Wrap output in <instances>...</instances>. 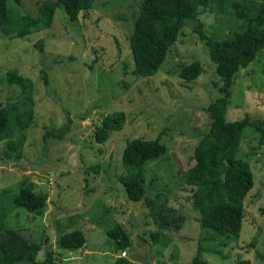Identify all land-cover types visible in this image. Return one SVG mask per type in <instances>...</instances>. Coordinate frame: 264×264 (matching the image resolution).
I'll return each mask as SVG.
<instances>
[{
    "label": "rangeland",
    "instance_id": "rangeland-1",
    "mask_svg": "<svg viewBox=\"0 0 264 264\" xmlns=\"http://www.w3.org/2000/svg\"><path fill=\"white\" fill-rule=\"evenodd\" d=\"M41 1L8 4L13 11L35 16ZM140 3L95 0L73 21L57 7L47 28L21 38L0 30V106L20 92L18 85L8 83L7 71L31 79L35 102L20 159L3 157L0 140L3 225L41 243L38 264L46 251L52 264H191L198 250L209 264H264L259 257L264 240V131L260 140L253 126L242 129L238 156L251 170L252 186L243 198L238 236L199 227L189 200L192 187L183 176L208 129L204 108L220 95L222 83L195 27L200 23L211 39L221 40L243 22L228 4L218 11L210 2L186 22L158 71L141 77L129 49ZM195 59L203 71L192 80L180 77L182 64ZM115 113L125 115L122 129L111 132L106 142H96L93 131L100 118ZM226 118L264 121V47L234 75ZM158 136L166 150L144 163L146 193L140 202H131L119 181L125 172L126 141ZM24 184L46 194L42 215L15 205ZM115 225L131 239L125 257L108 234ZM75 229L85 236L83 246H56L59 233Z\"/></svg>",
    "mask_w": 264,
    "mask_h": 264
},
{
    "label": "trees",
    "instance_id": "trees-1",
    "mask_svg": "<svg viewBox=\"0 0 264 264\" xmlns=\"http://www.w3.org/2000/svg\"><path fill=\"white\" fill-rule=\"evenodd\" d=\"M10 1L20 4L21 0H0V30L10 38H21L47 28L57 7H61L68 20L73 21L80 13L89 11L95 2L43 0L36 15L31 16L13 11L8 4ZM210 2L218 11H222L226 4L231 6L243 25L221 40L211 39L199 28L200 23L195 27L222 83L218 86L220 95L204 108L209 117L208 129L198 139L194 147V163L185 169L183 176L185 183L192 187L189 200L192 209L198 213L199 227L211 228L221 235L238 236L242 227L243 198L252 186L251 170L238 156L242 129L245 125L253 126L262 140L264 121L248 118L228 120L226 109L234 75L264 47V0H141L129 34V49L135 72L141 77L154 75L186 22L196 18L199 8L207 10ZM202 71L200 61L195 59L182 64L179 76L192 80ZM45 75L44 72V83ZM6 79L8 83L18 85L20 92L15 100L8 99L0 106V140H4L1 153L7 159L18 160L26 140L25 131L35 116L33 82L16 71H7ZM124 122L123 113L101 117L93 131L94 140L106 142L111 132L122 129ZM165 150V143L159 136L153 139L133 137L126 141L122 151L125 172L119 176V181L128 200L137 203L144 198L143 165ZM13 201L30 213L42 215L46 194L24 184ZM3 217H0V264H19L22 261L38 264L35 258L41 243L31 241L20 230L5 228ZM108 234L117 248L123 250L131 245L129 235L119 225L109 229ZM55 241L57 247L73 250L83 246L86 239L82 230L75 229L59 233ZM259 257L264 260V240ZM242 263L247 264L246 261ZM43 264H52L50 251H46ZM191 264L209 263L198 250L192 256Z\"/></svg>",
    "mask_w": 264,
    "mask_h": 264
},
{
    "label": "built area",
    "instance_id": "built-area-1",
    "mask_svg": "<svg viewBox=\"0 0 264 264\" xmlns=\"http://www.w3.org/2000/svg\"><path fill=\"white\" fill-rule=\"evenodd\" d=\"M126 249H123L122 251H121V253H120V256L121 257H125L126 256Z\"/></svg>",
    "mask_w": 264,
    "mask_h": 264
}]
</instances>
